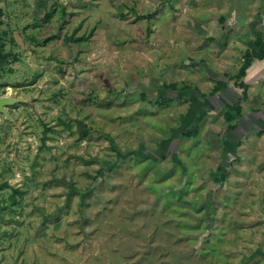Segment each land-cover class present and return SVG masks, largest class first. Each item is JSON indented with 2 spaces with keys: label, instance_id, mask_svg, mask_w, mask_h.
<instances>
[{
  "label": "rangeland",
  "instance_id": "rangeland-1",
  "mask_svg": "<svg viewBox=\"0 0 264 264\" xmlns=\"http://www.w3.org/2000/svg\"><path fill=\"white\" fill-rule=\"evenodd\" d=\"M17 1L2 21L0 98L17 102L0 112V264H264V140L228 154L230 106L209 83L211 66L238 74L264 1ZM23 25L40 42L16 40Z\"/></svg>",
  "mask_w": 264,
  "mask_h": 264
},
{
  "label": "crops",
  "instance_id": "crops-1",
  "mask_svg": "<svg viewBox=\"0 0 264 264\" xmlns=\"http://www.w3.org/2000/svg\"><path fill=\"white\" fill-rule=\"evenodd\" d=\"M18 3L19 1L16 2V0H0V9H2V11L4 12V16L0 21L1 37L2 36L7 37V34H9L7 28L10 27V25L6 23L7 21H5L6 23V31H5L3 25L4 23H2V21H4V19L10 20L12 17L18 16L19 15L18 12L22 13L24 11V10L23 11L19 10L20 8L17 6ZM261 18L262 19L259 20V24H258L259 30L257 31L255 38L252 41V44L250 43L249 47L245 48L247 50L253 49L255 47V41L258 35L262 36V40L264 41V15L261 16ZM16 20L18 19L15 18L14 21ZM22 28H24V25ZM22 33L23 34L20 35L19 33L15 32L13 33V35L16 40H17L16 37H18V35L23 39L26 38L25 36V34H27L26 29ZM238 48L244 49L243 46L242 48L241 46H239ZM224 52H225L224 56L226 58L223 59V66L225 67V64L230 65L229 63L233 62L232 59L230 58L231 55L237 53H234V50L228 46L224 47ZM238 56H240L243 62L244 60L241 57V55ZM212 58L215 64L216 63L220 64L221 61L218 55H214V57ZM235 64L237 66V62H235ZM241 67L242 66L239 65L238 70H240ZM209 72L211 74L210 76L211 78H209L210 84L215 85L217 82L221 80L218 79L219 74L217 73V70L213 69V66H211ZM236 75L237 74L232 75V77L229 76L227 77V79L221 80L227 84V87H225L222 91H220V93L222 92L221 94H223V98L225 102L224 105L233 107L236 104L240 103L242 108L243 118L239 122L238 129L230 134H228V132L224 133L225 149L228 152V154L234 156H236L237 154L239 155L241 152H247L249 150L248 140L253 141V144H256L254 145V149L258 147L257 144L260 143L258 141L264 140V60H255L252 66L247 70L246 75L243 79L237 80ZM241 82H244V84L248 86V90L246 92H244L245 90H243L240 87L239 83ZM253 135L257 137V140L254 139ZM260 149L264 151V147H260ZM257 152L258 150L256 151V153ZM259 181L260 182L258 183L255 182L256 193L254 198L251 197V202L253 201L256 202L257 204H260L258 209L260 211L259 215L262 216L264 215L263 214L264 210L262 209V204L264 202V178L263 177L260 178ZM258 193H260V195H258ZM262 235L264 234H260V236ZM255 250L259 252L262 258L264 257V239L262 240V242L259 243V246H257Z\"/></svg>",
  "mask_w": 264,
  "mask_h": 264
},
{
  "label": "trees",
  "instance_id": "trees-1",
  "mask_svg": "<svg viewBox=\"0 0 264 264\" xmlns=\"http://www.w3.org/2000/svg\"><path fill=\"white\" fill-rule=\"evenodd\" d=\"M241 1H243V0H241ZM64 14H63V16H64ZM51 15L52 14H47L45 19L50 18ZM3 16H4V12L2 11V9H0V21H1ZM149 18H152V17L150 16ZM26 38H27V40H30L32 42H40V39H41V38H38L37 36H32V35H27ZM72 39H74V38L72 37ZM2 41H4V39L0 36V52H1V54L5 53V47H6V42L1 44ZM11 41L14 42V39H11ZM11 55H12L11 56L12 62L19 59V56H17V54H15L13 51L11 52ZM243 60H244L243 65L240 68L239 73L236 75L237 80H241L245 77L247 70L252 66V64L254 63L255 60H264V41L262 40V36H260V35L257 36V39L255 41V47L253 49H249L245 52ZM3 67L0 68V73L3 69ZM10 72H12V70H10ZM239 85L243 90H245L244 92H246L248 90V86L246 84H244V82L239 83ZM7 87H9L8 83L0 84V89H4ZM225 87H227V84L223 81H219L218 84L216 85L214 91H213V94H216V93L222 91ZM168 88L171 89L172 91H175L178 93L180 92L177 89V85H175V84L168 86ZM187 89L188 88H186V90ZM188 90H190V89H188ZM2 95H3V93H2ZM143 95H146V93H143ZM169 101L170 100H167L166 104L169 103ZM224 117L228 123V130H227L228 134L236 131L238 129L240 120L243 118V113H242V108H241L240 103L236 104L233 107L228 108V111L225 112ZM198 133H199V131H198V129H196L192 134H189L188 136H190V137L194 136V135L197 136ZM260 135H262V134H260ZM102 173H103V171L101 170L99 172V175H101ZM6 186H8V184H6L2 187L5 188ZM71 187H72V192L69 195V197L72 196L74 194V192L76 191L73 188V185H71ZM14 194H22V192L18 189H15ZM15 196L16 195L13 196L14 197L13 203H16Z\"/></svg>",
  "mask_w": 264,
  "mask_h": 264
},
{
  "label": "water",
  "instance_id": "water-1",
  "mask_svg": "<svg viewBox=\"0 0 264 264\" xmlns=\"http://www.w3.org/2000/svg\"><path fill=\"white\" fill-rule=\"evenodd\" d=\"M17 102V100L13 99V98H8V97H1L0 98V112L7 114L5 107L6 106H10L13 105Z\"/></svg>",
  "mask_w": 264,
  "mask_h": 264
}]
</instances>
